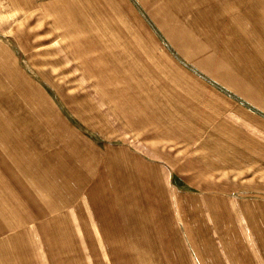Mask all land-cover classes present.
I'll return each mask as SVG.
<instances>
[{
    "label": "rangeland",
    "instance_id": "obj_1",
    "mask_svg": "<svg viewBox=\"0 0 264 264\" xmlns=\"http://www.w3.org/2000/svg\"><path fill=\"white\" fill-rule=\"evenodd\" d=\"M187 1L193 57L211 6L264 40V0ZM158 53L147 0H0V264H264V109Z\"/></svg>",
    "mask_w": 264,
    "mask_h": 264
},
{
    "label": "crops",
    "instance_id": "obj_2",
    "mask_svg": "<svg viewBox=\"0 0 264 264\" xmlns=\"http://www.w3.org/2000/svg\"><path fill=\"white\" fill-rule=\"evenodd\" d=\"M178 2H180V0H178ZM183 2L184 1H182V3ZM197 2L199 1H187V9H190L191 6L192 9L186 10L185 13H195L197 9H194V5H197ZM211 8L212 9L209 12L199 15L196 23L198 25L203 24L208 28L210 35H216V37H213L214 39L212 42H206V44L199 45L207 48L214 46L216 50H222L225 57L221 59L216 58L215 61L209 58L207 60H199L202 59V56L193 57V55L196 54V51H194L195 49L192 47L193 44L187 43L183 38L182 33H174V30H171L169 22L178 20L183 13L169 8L167 0H157L155 3L151 0H147V35L153 37L157 42L158 47L166 52L163 55H159V53L157 55L160 67L166 69L167 67L172 66L175 67L179 73L181 70L182 72L185 70L189 73V76H194L197 78L198 82L201 83L202 78L207 82L209 77L217 78L221 77L220 74L226 73L224 80L220 83L215 82L210 84L207 82L208 90L206 92L209 94L212 93L214 96L222 95L228 100V102L233 101L239 104V106H229L227 108L256 109L254 107L255 105L264 109V90L261 89L259 83L255 86L252 81L248 80V78H252V73L248 74L247 71L249 68L248 57L250 56L252 58L251 64L255 66L256 60L260 61L261 70L264 72V40L259 39L256 43L255 40H253L251 43V49L249 50L250 44L247 40L248 35L243 29L242 30L245 33L240 29V26V28L238 27V24H240L239 18H234L231 14L225 15L223 12L218 13L219 15L212 13V10L220 7L211 6ZM171 14H174V16H171ZM227 18L232 20H225ZM183 19H185L184 16L182 17V20ZM259 30L262 33L264 32V28ZM257 55H260V57H257ZM184 63H191V67L185 66ZM172 75L177 79H183L177 75ZM256 76L260 77L259 75ZM149 77L150 79L153 78L151 73ZM150 85L152 87V84ZM244 87H248L246 88L247 90H245ZM232 130L233 129L228 132L231 133ZM238 132L239 131L237 130V133ZM259 144L261 145L260 149L264 150V142ZM85 244L94 246L92 241L87 242L85 240ZM104 249H106L105 246ZM49 259L51 261L50 264H59L60 259H57L56 257L51 258L50 255ZM63 263L67 264V262Z\"/></svg>",
    "mask_w": 264,
    "mask_h": 264
}]
</instances>
